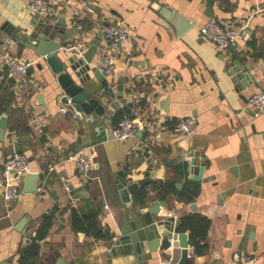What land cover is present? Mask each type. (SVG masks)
<instances>
[{
    "label": "crops",
    "instance_id": "1",
    "mask_svg": "<svg viewBox=\"0 0 264 264\" xmlns=\"http://www.w3.org/2000/svg\"><path fill=\"white\" fill-rule=\"evenodd\" d=\"M83 1L51 0L52 18L66 16L71 29L66 53L59 52L61 59L88 51L101 31L100 22L129 21L132 33L119 51L115 86L110 87L104 76L99 78L94 66L85 84L89 94L105 105L109 125L120 120V110L137 109L155 126L125 140L108 138L84 147L95 158L90 170H81L68 156L79 150L74 148L85 131L96 138L102 122L97 117L73 118L71 112L79 109L62 101L64 94L50 64L34 49L6 44L12 39L6 22L30 31V22L40 18L29 0H0V118L7 114L6 139L0 140V264H20L27 235L55 209L39 255L27 264L134 262L132 254L113 255L105 241L123 223L119 185L128 180L135 185L144 178L150 160L154 174L144 186L136 184L133 204L147 209L150 201L159 200L162 213L174 215L176 225L191 212L212 220L209 250L197 255L192 249L189 264H264V115H255L248 105L250 94L264 88V0H85L93 10L79 13ZM163 7L183 13L193 25L178 34ZM211 17L225 25L244 26L236 46L223 49L201 34V25ZM100 44L101 39L97 48ZM12 53L32 61L33 83L21 85L8 76L6 60ZM120 77L125 100L114 106ZM64 105L70 113L58 111ZM188 115L198 117L197 128L191 135L178 133L177 121ZM16 144L28 155L32 172H44L45 177L36 191L23 192L29 185L24 181L29 174L25 175L21 195L9 206L2 196V169ZM194 157L197 165L207 163L201 179L189 169ZM155 180L172 182L165 197L153 187ZM68 182L71 190L65 186ZM143 190L149 191L145 201L138 195ZM72 206L98 212L109 235L98 238L75 230ZM166 241L154 252L151 264H176L180 259V244L168 248Z\"/></svg>",
    "mask_w": 264,
    "mask_h": 264
},
{
    "label": "water",
    "instance_id": "2",
    "mask_svg": "<svg viewBox=\"0 0 264 264\" xmlns=\"http://www.w3.org/2000/svg\"><path fill=\"white\" fill-rule=\"evenodd\" d=\"M164 15L167 20L173 24L178 34L185 32L193 25L185 15L176 9L163 7ZM65 11V9H64ZM62 24V27H60ZM33 27L29 30L16 28L13 24L6 22L4 25L5 31L12 35V39L6 41L7 45L16 42L22 49H34L36 54L50 64L52 71L55 74L57 85L60 91H63L62 101L65 103L73 102L75 107L87 113H94L102 122L97 128L98 135L91 139L89 132L85 131L79 136L80 143H76V148L79 150L98 142L108 139V129L112 126L105 122V105L96 97L89 94L85 82L90 76L92 68V60L95 55L97 45L100 42L102 31L98 37L93 40L90 49L83 53L72 52L66 58L61 59L60 51L66 48L67 40L71 29H67L68 21L66 16L59 17L58 20L35 19L30 22ZM63 53H66L64 50ZM12 55H15L12 53ZM43 67V63H39ZM34 67H30L32 71ZM73 73L78 77H74ZM96 75L102 78L104 74L100 70H96ZM124 79L119 78L118 94L119 100L114 103V106L124 101ZM248 83V82H247ZM105 116V117H104ZM7 130V114L4 113L0 118V140L6 139ZM15 151H21V147L16 144ZM149 155V152L146 151ZM151 162V163H150ZM149 166L145 171V177L135 183L130 184V181L123 182L119 185L120 193L123 195L124 211L123 223L119 229L111 231L110 238L105 241L106 246L110 249L113 255H134L135 261L129 264H151L154 258V252L158 251L163 245L169 241L174 232H178L179 244L182 247L180 259L176 264H189L190 259V233L188 231H179L176 225V217L174 215H164L162 213V204L160 201H150L147 209L141 205L133 204L134 194L138 186H144L150 180V175H153V162L149 161ZM198 159L194 157L189 164V169L193 171L196 179H201L207 163L203 162L200 165ZM44 172H32L24 178L25 183H29L23 188V192L36 191L40 185V180L44 179ZM82 187L74 189L72 193L79 191ZM89 197V193H81ZM165 206H168L166 201H162ZM195 207V205H193ZM90 208H95L94 204ZM90 210V209H88ZM165 236V237H164ZM162 264V263H158ZM241 264H244L241 262Z\"/></svg>",
    "mask_w": 264,
    "mask_h": 264
},
{
    "label": "built area",
    "instance_id": "3",
    "mask_svg": "<svg viewBox=\"0 0 264 264\" xmlns=\"http://www.w3.org/2000/svg\"><path fill=\"white\" fill-rule=\"evenodd\" d=\"M29 6L38 18L45 20H57L58 16L52 18L54 14L51 0H29ZM89 7L84 0L82 2V10ZM88 10H93L89 7ZM101 25V44L98 46L92 60V66L99 69L109 84L110 87L115 86V80L119 74L120 62L119 51L127 42L131 33L132 25L126 19L119 21L100 22ZM243 25H225L218 19L208 18L200 27L201 34L207 38L215 41L219 47L227 49L238 44L240 34L243 30ZM74 46H72L73 48ZM8 76L14 79L21 85H28L33 83V78L29 71L32 61L22 55L7 56ZM248 105L252 107L255 115H264V88L254 91L248 98ZM61 113H70L67 105L58 108ZM73 118L91 119L95 120L96 116L88 114L83 110H74L71 112ZM199 119L196 115H188L180 118L175 126L178 133L184 135H191L197 128ZM150 121H148L139 110L134 109L131 113L124 115L115 125L108 129V138L125 140L133 136L138 130L144 127L154 128ZM95 155L93 152L86 149H80L68 156V159L77 163L79 168L85 172L90 170L94 165ZM56 163L50 165V170L55 168ZM32 172L28 155L21 151H13L9 154L4 162L2 169L3 177V200L7 205H11L21 195V180L25 175ZM66 188L71 190L70 182L66 183ZM42 187V186H41ZM40 187V188H41ZM37 230L33 229L28 235L27 240L31 241L36 236ZM179 245L178 232H174L169 239L168 248H174ZM193 249L190 245V254Z\"/></svg>",
    "mask_w": 264,
    "mask_h": 264
},
{
    "label": "trees",
    "instance_id": "4",
    "mask_svg": "<svg viewBox=\"0 0 264 264\" xmlns=\"http://www.w3.org/2000/svg\"><path fill=\"white\" fill-rule=\"evenodd\" d=\"M126 113H131V110H120L118 119H121ZM172 185V182L169 181L155 180L153 187L165 197L170 192ZM195 189V192L198 193L199 186H196ZM148 193L149 191L147 190L139 191V199L145 201ZM184 194L182 193V195ZM193 197L194 195H188L189 199ZM56 212L57 209L43 215L36 236L21 250L20 264H27L39 255L40 242L48 235L54 223ZM71 222L75 230L84 231L98 238H106L109 235V231H105L101 227L98 212L96 211L87 212L79 207L72 206ZM211 223V218L201 212H191L180 217L178 229L179 231H188L190 233V243L197 255L204 254L209 250L208 235Z\"/></svg>",
    "mask_w": 264,
    "mask_h": 264
}]
</instances>
